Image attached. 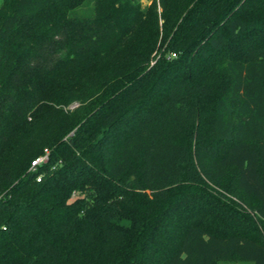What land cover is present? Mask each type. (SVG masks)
Here are the masks:
<instances>
[{
  "label": "trees",
  "instance_id": "obj_1",
  "mask_svg": "<svg viewBox=\"0 0 264 264\" xmlns=\"http://www.w3.org/2000/svg\"><path fill=\"white\" fill-rule=\"evenodd\" d=\"M249 261L264 0H2L0 264Z\"/></svg>",
  "mask_w": 264,
  "mask_h": 264
},
{
  "label": "built area",
  "instance_id": "obj_2",
  "mask_svg": "<svg viewBox=\"0 0 264 264\" xmlns=\"http://www.w3.org/2000/svg\"><path fill=\"white\" fill-rule=\"evenodd\" d=\"M176 53H171L169 56H175ZM50 159V150L45 148L44 151L32 159L30 169L31 171L35 172L38 168L46 163L49 162ZM42 178V173L37 174V180L40 181Z\"/></svg>",
  "mask_w": 264,
  "mask_h": 264
},
{
  "label": "rangeland",
  "instance_id": "obj_3",
  "mask_svg": "<svg viewBox=\"0 0 264 264\" xmlns=\"http://www.w3.org/2000/svg\"><path fill=\"white\" fill-rule=\"evenodd\" d=\"M2 0H0V2H1ZM139 2L143 5V6H146V5H150L151 4V2H152V0H139ZM159 43H160V41H159ZM158 43V44H159ZM163 49H164V46H162L161 48H159L158 50H155L154 51V53H153V55H156V57H158V56H160V54H161V52L163 51ZM154 59H155V56H154ZM153 59V60H154ZM77 105V103L75 102V103H72L71 105H69V107L70 108H74L75 106ZM207 190H208V192H213V189H211V188H207ZM203 194V193H202ZM224 264H227V263H224ZM233 264H239L238 262H234ZM243 264H253L251 261H249V262H244Z\"/></svg>",
  "mask_w": 264,
  "mask_h": 264
}]
</instances>
